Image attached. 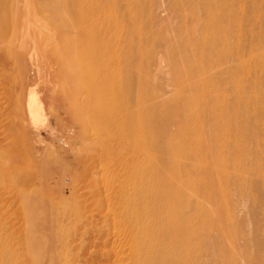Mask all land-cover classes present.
I'll list each match as a JSON object with an SVG mask.
<instances>
[{
  "label": "rangeland",
  "instance_id": "374dc122",
  "mask_svg": "<svg viewBox=\"0 0 264 264\" xmlns=\"http://www.w3.org/2000/svg\"><path fill=\"white\" fill-rule=\"evenodd\" d=\"M192 92L207 144L187 160L189 214L203 205L213 228L191 264H264V0H0V264H133L127 197L110 179L128 180L142 150L159 159L148 117ZM213 111L230 118L206 140Z\"/></svg>",
  "mask_w": 264,
  "mask_h": 264
},
{
  "label": "bare ground",
  "instance_id": "6f19581e",
  "mask_svg": "<svg viewBox=\"0 0 264 264\" xmlns=\"http://www.w3.org/2000/svg\"><path fill=\"white\" fill-rule=\"evenodd\" d=\"M190 1L191 0H186V3L189 5ZM133 11H134V9H133ZM130 14L132 15L133 18L137 17V14L133 13L132 11L130 12ZM189 46H190V43H189ZM194 64H196V63H194ZM193 67H194L193 65L189 66L188 70L189 71L192 70ZM197 71H198V69H197ZM199 78H200V76H199ZM82 79H84V78H82ZM201 79H199V80L197 79L199 81L197 84V87L201 88L200 90H202V92H204L207 89V84L205 81H200ZM186 81H187V77H186ZM236 83H238V80L236 81ZM182 85H183V83H182ZM182 85H180V86H182ZM184 87H187V86L185 85ZM236 87H237V84H236ZM97 92H98V90H97ZM175 94H176V92L173 93L172 95H175ZM193 95H194V93L192 94V96L189 100L187 97H186L187 100H184V99L180 100L181 98L179 100H177V101H179L178 102L179 104L176 103L178 110H173L172 109L173 107H169L168 105L167 106L162 105L163 107L158 108V109L153 107L154 109L152 110V115H150L148 117V118H150L148 120L150 127L149 126L148 127H149L150 132L153 133L154 136H157L160 140V141H157L156 143L154 141L152 142V144L155 145V148L158 151V155L160 156L159 159L155 158L154 163L149 162V157H148L149 155L148 154H150V153H148V151L142 150V153H141L142 157H141V159H140V157L138 159H140V161L142 160L143 164L140 166H138L137 164H133V162L136 160L135 159L134 161L132 160V162L128 163L126 166V170H125L126 173L125 174L127 175L128 180L119 181L120 177L118 180L117 178L115 179V176L111 175L112 179H110V181L113 180L112 184L115 183V185L118 182V185L120 187L118 190L119 194L123 195V197L126 196L127 201H128V206H129V208H127L128 209V216H127V221L125 220L127 223V230L128 231L125 232V237L128 238V240H130V248H129L130 256H128V257H131L133 259V260L129 259V260L133 261V264H191L192 260L194 259L195 253L196 252L198 253V251H194V248H193L194 242H195L194 240L198 236L203 237L205 235L206 230L211 225V222L208 219L209 214H207V210L203 205L200 204V206H201L200 209L203 211L202 216H200L201 219H198V216H197V221H194V219L189 214V206L191 205L190 199L192 197H194L195 192L198 190V186L196 184H194V181H192L191 172H190V170H188L189 164H188L187 160L190 159V156H196L197 157L198 154H200V152L198 153L194 150L195 148L193 149L192 146L194 145V143L197 145V147L198 146L201 147L202 142L206 143V141L204 140L205 135L204 136L201 135V132H200V130L204 131V127L202 126V123H200L201 117H200V113H199L201 106H203V98L204 97L200 96L201 94H196L194 96ZM217 95H219V94H217ZM222 95H223V93H222ZM182 96H184V95H182ZM173 98H175V97L173 96L172 99ZM217 101H218L217 103L219 105L222 102L218 98H217ZM235 101H236L235 107L237 109L238 106H240V104H242V102H243L241 95H239V94L236 95ZM245 104H246V102H245ZM104 106H105V103H104ZM106 106H107V104H106ZM102 107L103 106H101V108ZM182 107L184 108V111L187 110V112H185V113L180 112V114H178V116H177V118H179L178 122L180 124L179 128H177L178 130H176L178 132V135H177L176 133H173V131L170 130L169 123H170V119H171L172 115L175 112L182 110ZM80 108H82V107H80ZM105 108L106 107L103 108V111ZM32 109L34 110V108H32ZM214 110H217V108ZM77 111H78L77 113L80 114V111L79 110H77ZM100 111H99V113H100ZM97 112H98V109H97ZM99 116L100 117L103 116L102 112H101V115L100 114L98 115V113H97L96 117L99 118ZM108 116H110V115H108ZM141 116L143 117L144 115H141ZM146 116H148V115H146ZM210 117H212V119L214 121V125L210 128L208 135H206L208 138L206 140H211L212 135L213 134L215 135L216 132L221 133L220 132L221 129L219 131H216V128H221V126H223L225 123H227L229 118H230L229 113L223 112V114L218 115L217 111L211 112ZM107 118L101 117L100 119H105V122L108 123L109 118L108 119ZM114 118H115V116H114ZM102 121L103 120H101L100 122H102ZM175 121H176V119H175ZM119 122H118V124L120 125L122 123V121L119 120ZM116 123H117V120H116ZM113 124H115V123H113ZM118 124H116V125H118ZM238 124L242 125V123H238ZM102 125H103V123H102ZM226 126L227 125H225V127ZM104 127L109 128L111 126H108V127L103 126V128ZM113 127H114V125L111 128H113ZM141 127H142V125L140 126V128ZM115 128L118 129L119 127L115 126ZM107 130H109V129H107ZM143 131L144 130H142V132ZM224 132H225V130H224ZM219 133L217 135L218 136L217 139L219 138ZM113 134H110V132H109L108 135H111V137L113 138L114 137V136H112ZM214 135H213V137H214ZM139 137H141V136H139ZM220 137H221V135H220ZM112 138H110V139H112ZM99 139H101V137ZM107 139L109 140V138H107ZM101 140L104 141L103 139H101ZM108 140H106V141L109 142ZM120 140H121V138L118 139V141H117L118 143L117 142L112 143V141L110 143L112 145L116 144V143L119 144ZM138 140H140V139L138 138ZM141 140H142V138H141ZM213 142H215V141H213ZM110 143H108V144H110ZM139 143H141V142L139 141ZM105 144L107 146H110L107 143H105ZM105 144H103V145H105ZM136 146H138V145L136 144ZM117 147H119V146H117ZM214 148L216 150L215 146H214ZM138 149L139 148H137V150ZM139 150H141V149H139ZM106 152H109V151H106ZM132 152L135 153V151H132ZM97 156L98 155L96 154V156H94V157H97ZM200 156L202 157V155H200ZM200 156H198V157H200ZM220 156H221V154H220ZM220 156H218V154L216 153V161L218 160L217 163L224 162L222 157L220 158ZM97 158H99V157H97ZM94 159H96V158H94ZM106 159L108 161V158H106ZM203 159H205V158H203ZM111 160L112 159H110V161ZM196 160H198V159H196ZM203 161L205 162V160H203ZM137 162L138 161H136V163ZM196 162H198V161H196ZM194 166L196 168L195 172L199 173V176H201L200 175L201 173L206 171L204 169L207 167V166L203 167L205 165L201 166L200 164H197V163L194 164ZM194 166L192 167V169L194 168ZM197 166H200V167H197ZM202 167H203V169H202ZM222 167L223 166H221V168ZM214 169H218V168H214ZM122 170L124 171V169H122ZM217 171H219V169ZM220 172L218 175H220ZM222 172H223V170H222ZM118 174H116V175H118ZM239 174H240V171H239ZM239 174L237 173L236 175H239ZM126 175L123 178L126 179ZM212 178H215V176L212 175ZM217 178H218V176L215 179H217ZM115 180H117V181H115ZM201 180L205 181L203 179H201ZM106 186L109 189L110 185L108 186L106 184L105 187ZM207 192H208V189H207ZM206 195H207V193H206ZM199 200L200 199H198V201ZM206 206H208V205H206ZM125 207L126 206H124V208ZM208 208H210V207L208 206ZM213 216H214V214H213ZM121 218H123V217H121ZM198 222H200L201 226L198 225ZM128 225L130 226L129 228H128ZM212 228L213 227L209 228V230ZM37 230L35 229L34 233ZM65 239H66V236H62L59 240H60L61 244H64L65 246H67L66 245L67 241ZM209 239L210 238L207 237L206 239H204V241L207 242V241H209ZM26 240H27V244H26ZM23 242H24L23 244H26V245H24V247L25 246L26 247L27 246L32 247V246L36 245L38 241L34 237V235H32L29 238L24 239ZM197 249H199V247ZM27 255H28V253H27ZM40 262L41 263H39V264H44L43 261H40Z\"/></svg>",
  "mask_w": 264,
  "mask_h": 264
}]
</instances>
